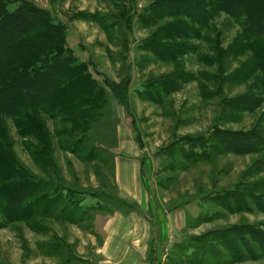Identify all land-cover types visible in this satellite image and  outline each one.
Segmentation results:
<instances>
[{
	"label": "rangeland",
	"instance_id": "obj_1",
	"mask_svg": "<svg viewBox=\"0 0 264 264\" xmlns=\"http://www.w3.org/2000/svg\"><path fill=\"white\" fill-rule=\"evenodd\" d=\"M25 1L63 26L62 49L73 60L54 91L38 93L35 108L0 112V264H138L111 262L97 250L102 226L122 209L113 161L131 160L139 162V193L148 205L143 215L133 207L134 225L185 224L177 242L149 252L135 246L148 255L143 264H188L193 256L190 264H264L237 260L240 249H229L249 228L264 233V212H228L208 201L237 185L264 194V146L215 153L211 139L216 129L264 136V74L257 65L264 39L247 31L241 9L190 0L206 1L213 13L205 22L185 19L196 33L185 40L192 49L165 59L158 51H177L180 40L158 36L183 18L161 12L149 22L163 0ZM251 1L253 14L264 7V0ZM2 56L0 50V63ZM240 101L248 110L235 108ZM25 185L61 198L47 211L31 204L35 193L18 203L15 191ZM65 188L68 200L87 211L77 225L55 220ZM59 239L70 255L55 253Z\"/></svg>",
	"mask_w": 264,
	"mask_h": 264
},
{
	"label": "trees",
	"instance_id": "obj_2",
	"mask_svg": "<svg viewBox=\"0 0 264 264\" xmlns=\"http://www.w3.org/2000/svg\"><path fill=\"white\" fill-rule=\"evenodd\" d=\"M216 2L219 3L218 8L224 12L230 13L234 12L233 10L241 9L246 19L247 31L251 35L259 37L256 39L258 41L264 39V7H260L259 11L253 14L249 11L251 0H216ZM156 5L157 7H154L151 16L148 18L149 22L157 19L161 12L168 17L183 18V20L175 22L174 28H167L166 34L162 32L163 34L158 36L160 40L167 39L176 42L180 40L177 45H174L180 53L171 51L164 55L163 52L159 53L158 51L157 55L161 54L165 59H175L179 54L184 55L187 50L192 49V45L186 44L185 40L190 39L192 34L196 33L193 27L187 25L185 19L197 23L205 22L213 13L206 1L201 4L190 0H163L158 1ZM63 32V26L54 23L47 11L25 0H0V50L3 54L0 63V112L12 109L16 113L19 110L35 108L34 101L36 99L41 96L45 98L55 90V83L62 80L70 68L68 67L69 63H72L73 60L67 52H63ZM183 48L184 50H182ZM263 60L257 65L264 74ZM70 81L72 82V80ZM166 84L164 83V85ZM260 101H263V98L253 100L252 105H248L251 106L249 108L240 101L235 108L238 110H241L240 108L251 109L257 106ZM211 139L216 146L215 150L212 147L213 152L218 153L222 151L236 154L251 153L256 151L257 144L264 146V136L260 137L252 132L240 133L216 129ZM39 186L36 189L31 185L19 187L15 191L16 195L20 197L18 203L35 193L32 196L35 197L32 200L33 203L30 202L34 206L42 207L43 210L47 211L48 208H52L54 203L57 205L61 195H54L53 199H48L44 194L49 190L42 188V185ZM37 191L41 192L42 195H38ZM64 191L63 200H65V204L58 207L62 208L61 210L57 208L55 220L77 225L84 221L87 211L85 208L83 209L81 201L75 202L73 205V202L68 200L70 199L69 189L65 188ZM8 201H10L9 198ZM208 201L228 212H249L253 209L264 212V194L250 191L249 186L237 185L228 191L215 193L209 197ZM68 204L72 207L67 212L64 208ZM48 205L49 207L46 208ZM244 234V236L233 237L229 241V249H235V247L240 249L235 251L237 255L240 254V258L237 260L264 258V233L249 228L245 230ZM58 242L55 243V253L59 256L64 253L70 255L69 245L64 244L60 239ZM191 259L193 262L194 256ZM231 259L235 261L236 258L231 256ZM189 260L187 263H192ZM199 261L201 262L195 257V263H199Z\"/></svg>",
	"mask_w": 264,
	"mask_h": 264
},
{
	"label": "crops",
	"instance_id": "obj_3",
	"mask_svg": "<svg viewBox=\"0 0 264 264\" xmlns=\"http://www.w3.org/2000/svg\"><path fill=\"white\" fill-rule=\"evenodd\" d=\"M113 163L115 167L114 181L121 192L117 199L120 200L119 206L122 205V209L113 212L107 224L102 226V238L97 250L111 262L135 261L138 264H143L148 255H144L135 246H144L149 252L150 247L158 248L163 247L165 242L166 244L177 242L181 238V234L178 235L177 231L181 233L180 231L184 229L185 224L178 222V224H169L170 226L167 225L166 228H163L161 225L153 226L146 221L139 222V225L135 226L131 221L132 213L135 211L133 207L138 208L137 214L140 215H143V210L148 207L146 196L144 198L139 193L143 187L139 162L131 160L113 161ZM159 229L165 230L163 238L158 234ZM170 232L175 235L172 239L169 237Z\"/></svg>",
	"mask_w": 264,
	"mask_h": 264
}]
</instances>
